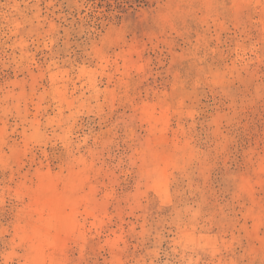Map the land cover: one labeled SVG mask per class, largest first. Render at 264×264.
Segmentation results:
<instances>
[{
  "label": "rangeland",
  "instance_id": "374dc122",
  "mask_svg": "<svg viewBox=\"0 0 264 264\" xmlns=\"http://www.w3.org/2000/svg\"><path fill=\"white\" fill-rule=\"evenodd\" d=\"M0 264H264V0H0Z\"/></svg>",
  "mask_w": 264,
  "mask_h": 264
}]
</instances>
